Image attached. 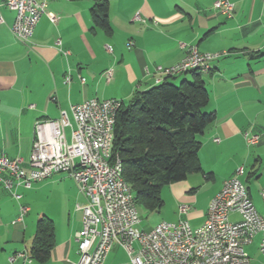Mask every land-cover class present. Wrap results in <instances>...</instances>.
I'll return each mask as SVG.
<instances>
[{
	"label": "crops",
	"instance_id": "1",
	"mask_svg": "<svg viewBox=\"0 0 264 264\" xmlns=\"http://www.w3.org/2000/svg\"><path fill=\"white\" fill-rule=\"evenodd\" d=\"M36 1L46 3L58 20L52 23L43 15L30 41L21 43L10 30L15 12L0 0V155L21 159L28 171L37 120L57 119L61 111L89 99L127 103L135 92L165 81L192 82L189 73L166 80L156 67L175 65L196 46L201 52L223 55L202 75L209 97L206 110L216 119L199 137L202 172L179 182L182 192L200 205L193 225L185 222L192 228L202 225L211 200L240 167L239 179L257 212L264 215L260 197L264 188V0H231V18L215 9V0H101L109 7L108 35L91 30L93 0ZM245 133L257 136V143L248 144ZM208 181L212 190L201 205L200 194L207 190ZM44 190L56 193L63 204L53 205L48 212L35 209L36 193ZM17 193L20 200L0 185V264H38L30 259L29 248L41 216L54 223V245L44 264H75V235L83 217L77 206L86 199L73 179L57 174L30 189L18 188ZM20 207L27 213L18 221ZM228 219L235 223L240 217L230 213ZM258 239L250 245L257 252ZM114 246L103 264L120 248Z\"/></svg>",
	"mask_w": 264,
	"mask_h": 264
},
{
	"label": "built area",
	"instance_id": "2",
	"mask_svg": "<svg viewBox=\"0 0 264 264\" xmlns=\"http://www.w3.org/2000/svg\"><path fill=\"white\" fill-rule=\"evenodd\" d=\"M4 5L15 12L10 30L21 43L30 41L43 15L52 23L58 20L47 11L44 2L5 0ZM214 7L226 18L232 17L231 0H215ZM131 45L129 43L128 47ZM107 51L111 49L107 47ZM221 55L223 53L201 52L192 46L178 64L158 67L156 72L164 77H175L190 72V67L195 65H211ZM110 76L111 71H108L106 77ZM121 104L115 99H89L71 105L68 112L61 111L57 119L37 120L28 171L21 159L0 155V185L14 199L20 200L18 188L30 189L33 184L57 174L73 179L86 199L84 205L77 206L83 217L82 228L75 235L78 256L75 264H103L114 245L126 252L129 264H210V257H225V264H250L245 248L256 238H259L258 252L264 258V215L257 212L252 201H244L245 185L239 179L243 174L241 167L234 177L223 182L199 227L192 228L187 222L178 221L162 222L149 230L138 228L140 216L130 211L129 191L116 182V157L112 155L115 116ZM244 139L251 145L258 141L257 136L248 133L244 134ZM260 197L264 205V188ZM188 210L185 205L178 208L181 215ZM26 213L27 208L20 207L18 221ZM230 213H237L240 220L230 222ZM150 232H157L163 248L171 254V262H162L159 251L152 250L148 242ZM93 242H100L99 252H92Z\"/></svg>",
	"mask_w": 264,
	"mask_h": 264
},
{
	"label": "trees",
	"instance_id": "3",
	"mask_svg": "<svg viewBox=\"0 0 264 264\" xmlns=\"http://www.w3.org/2000/svg\"><path fill=\"white\" fill-rule=\"evenodd\" d=\"M108 8L106 1L93 0L92 31L111 33ZM204 72H187L192 82L174 85L165 81L137 91L116 113L112 155L120 162V175L131 188L138 210L159 213L165 186L202 172L199 137L216 119L206 110L209 97L202 80ZM169 78L173 77L165 79ZM53 245L54 223L41 216L29 248L30 259L46 263Z\"/></svg>",
	"mask_w": 264,
	"mask_h": 264
},
{
	"label": "rangeland",
	"instance_id": "4",
	"mask_svg": "<svg viewBox=\"0 0 264 264\" xmlns=\"http://www.w3.org/2000/svg\"><path fill=\"white\" fill-rule=\"evenodd\" d=\"M161 68H164V67H161ZM207 183H209L207 190L206 191L202 190L200 194L199 201L201 205H203V202L207 196L208 191L212 190V186H210L211 182L208 181ZM181 184L182 183H173L168 186H165L162 189L161 199L163 201V206L159 213L150 214L142 209L138 210V214L141 220L138 226L140 230H149L161 222L177 223L178 221H187L190 223V225H193L194 215L195 214L197 215V210L200 208V205L196 206L194 204L195 199L193 198V196H190L188 193L182 192V188L180 186ZM60 204H63V202L61 203L60 200L56 197V193L53 192L49 194L47 193V191L44 190L39 193H36L33 207L40 211L48 212V211L53 210V205L58 207V205ZM182 205L189 206L190 208H192V210L188 214L180 216L178 212V208ZM115 246L117 247V245ZM253 248L255 247L248 246L245 249L249 253V256L251 259L250 264L263 263L264 260L262 259L261 255L259 254V252H257ZM117 249L118 250L110 253V256L108 260L105 262V264H128L129 263V258L126 252L122 248H117Z\"/></svg>",
	"mask_w": 264,
	"mask_h": 264
},
{
	"label": "bare ground",
	"instance_id": "5",
	"mask_svg": "<svg viewBox=\"0 0 264 264\" xmlns=\"http://www.w3.org/2000/svg\"><path fill=\"white\" fill-rule=\"evenodd\" d=\"M209 69H210V65H207V66L195 65L193 67H190V71H193V70L194 71H208ZM116 182H118L119 184H123L124 190L129 191L130 211L134 212L135 214H138V208L135 204L134 196L131 191V188L122 179L120 175V162L117 158H116ZM244 201H251V198L248 194L246 187H244ZM158 224H162V222ZM148 242L150 243V246H152L153 251H159V256L162 262H171V254L166 248H163V241H161L158 238L157 232H150V234H148ZM99 251H100V242H93L92 252H99ZM210 264H225V257H210Z\"/></svg>",
	"mask_w": 264,
	"mask_h": 264
}]
</instances>
